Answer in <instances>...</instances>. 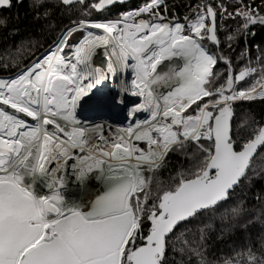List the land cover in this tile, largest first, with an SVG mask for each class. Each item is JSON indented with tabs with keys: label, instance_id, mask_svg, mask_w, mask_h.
<instances>
[{
	"label": "snow or ice",
	"instance_id": "snow-or-ice-1",
	"mask_svg": "<svg viewBox=\"0 0 264 264\" xmlns=\"http://www.w3.org/2000/svg\"><path fill=\"white\" fill-rule=\"evenodd\" d=\"M24 3L0 0V264H264V0H28L21 28Z\"/></svg>",
	"mask_w": 264,
	"mask_h": 264
},
{
	"label": "trees",
	"instance_id": "trees-1",
	"mask_svg": "<svg viewBox=\"0 0 264 264\" xmlns=\"http://www.w3.org/2000/svg\"><path fill=\"white\" fill-rule=\"evenodd\" d=\"M168 2L170 7L171 5L175 4L177 13L182 16L185 13L186 5L189 2L195 3L197 2V0H168ZM27 3L28 0H25V3L19 6V9H17L14 6L11 10L13 17H15L18 12L20 17L19 26L21 28H24L28 24V19L25 18ZM141 3H143V0H133L131 3L124 5V9L135 8L139 6ZM118 10H121L120 6H116L113 9V12ZM0 14L7 15L8 13L6 11L1 10ZM260 42H264V31H260L259 29H257V35L255 37L254 43H260ZM252 107L255 109L256 112H260L262 111V109H264V106H262L259 102L253 104ZM173 163L175 164L176 162L173 161ZM165 176H167V173H165Z\"/></svg>",
	"mask_w": 264,
	"mask_h": 264
},
{
	"label": "rangeland",
	"instance_id": "rangeland-1",
	"mask_svg": "<svg viewBox=\"0 0 264 264\" xmlns=\"http://www.w3.org/2000/svg\"><path fill=\"white\" fill-rule=\"evenodd\" d=\"M99 51V50H98ZM100 60H96V63L97 64H101V61L99 62ZM106 63V61H104L103 62V65H106L105 64ZM165 63H167V62H165ZM173 63H175V61H173ZM162 70H167V69H162ZM113 90V89H112ZM160 91H167V88L166 87H164V86H162L161 88H160ZM111 92V91H110ZM110 92H108V93H110ZM112 93H115V91L113 90L112 91ZM129 99H136V98H132V97H129ZM78 113H79V110H78ZM108 115H110V116H112L113 118H116V119H119V122H118V124L119 125H127V123H128V121H126V122H124L125 120H123V117L124 116H126V113H125V111L124 112H120V111H113L112 113H110V114H107V115H104V116H99V117H102L103 119H107V117H108ZM83 116L81 115L79 118H81L82 120L84 119V117L82 118ZM91 118L93 119V116H91V115H89L88 114V119L89 120H91ZM96 121H100V122H103L106 126H108V124L106 123V121L107 120H100V119H97ZM88 124H87V126H89V127H91V126H93V124H95L96 122H94V121H91V122H87ZM113 127V130H116L115 128H114V126H112Z\"/></svg>",
	"mask_w": 264,
	"mask_h": 264
},
{
	"label": "bare ground",
	"instance_id": "bare-ground-1",
	"mask_svg": "<svg viewBox=\"0 0 264 264\" xmlns=\"http://www.w3.org/2000/svg\"><path fill=\"white\" fill-rule=\"evenodd\" d=\"M169 3V2H168ZM172 6V5H171ZM100 62V61H99ZM126 78L128 79V80H130L131 79V74L130 73H128V74H126ZM118 85H119V80L118 79H115V80H113L112 79V86L110 85V86H105V87H103L102 89H105L104 91L105 92H109L110 90H111V92L110 93H112V91L114 90L115 91V93H117L118 92ZM107 87H109L108 89H107ZM99 88H101V87H99ZM113 89V90H112ZM125 113H126V110H125ZM89 115H91V116H93V119L91 118V120H89L88 119V122H91V121H94V122H96V123H101L100 121H96L97 119H100V120H107V121H109V122H113V123H115V124H118V122H119V119H116V118H113L112 116H110V115H108V117H107V119H103L102 117H99L98 115H95V114H91V113H89ZM143 115L144 114H140V116H141V118H143ZM83 118V117H82ZM123 120H125L124 122H126L127 121V119H126V116H124L123 117ZM88 124V123H87ZM94 125V124H93ZM105 125V124H104ZM108 131V126H106L105 125V133ZM113 132H115V131H113ZM69 202L71 203V202H73L72 200H69Z\"/></svg>",
	"mask_w": 264,
	"mask_h": 264
},
{
	"label": "water",
	"instance_id": "water-1",
	"mask_svg": "<svg viewBox=\"0 0 264 264\" xmlns=\"http://www.w3.org/2000/svg\"><path fill=\"white\" fill-rule=\"evenodd\" d=\"M133 0H127V3L126 4H129V3H131ZM125 4V5H126ZM117 6H120V5H117ZM1 11V10H0ZM140 115V114H139Z\"/></svg>",
	"mask_w": 264,
	"mask_h": 264
}]
</instances>
